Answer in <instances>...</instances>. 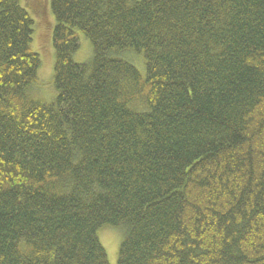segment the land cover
Instances as JSON below:
<instances>
[{"label": "trees", "instance_id": "1", "mask_svg": "<svg viewBox=\"0 0 264 264\" xmlns=\"http://www.w3.org/2000/svg\"><path fill=\"white\" fill-rule=\"evenodd\" d=\"M43 1L0 0V264H264V0H48L50 101Z\"/></svg>", "mask_w": 264, "mask_h": 264}, {"label": "rangeland", "instance_id": "2", "mask_svg": "<svg viewBox=\"0 0 264 264\" xmlns=\"http://www.w3.org/2000/svg\"><path fill=\"white\" fill-rule=\"evenodd\" d=\"M31 13L35 21L32 46L42 56V65L39 69V86L33 91V94L41 100L50 101L56 94L53 82L55 53L54 45H52L53 28L56 21L50 10L48 0L43 1L42 9L31 10ZM77 33L80 40V48L74 54V58L77 61H85L91 53L90 41L80 30ZM130 57L142 71L145 66L143 53L132 52ZM98 235L106 248L109 262L116 264L123 231L119 227L105 225L98 230Z\"/></svg>", "mask_w": 264, "mask_h": 264}]
</instances>
